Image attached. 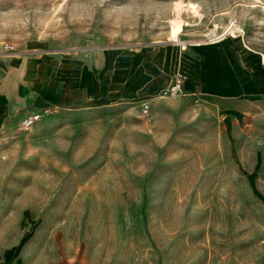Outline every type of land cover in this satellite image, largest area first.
<instances>
[{"label":"rangeland","instance_id":"1","mask_svg":"<svg viewBox=\"0 0 264 264\" xmlns=\"http://www.w3.org/2000/svg\"><path fill=\"white\" fill-rule=\"evenodd\" d=\"M234 21L221 43L264 74V0H0V54L62 93L110 82L119 59L217 47L191 41ZM171 84L146 101L73 86L0 133V264H264V97L217 105Z\"/></svg>","mask_w":264,"mask_h":264},{"label":"crops","instance_id":"2","mask_svg":"<svg viewBox=\"0 0 264 264\" xmlns=\"http://www.w3.org/2000/svg\"><path fill=\"white\" fill-rule=\"evenodd\" d=\"M231 42L234 41L200 49L169 45L155 57L119 59L114 70L107 73L113 77L110 82L104 80L97 85L85 76L66 79L60 81L62 93L42 88L35 63L27 57L0 54V133L24 123L41 105L70 103L68 95L73 86L81 88L83 99L91 96L146 101L154 96L162 97L163 89L179 73L185 75V96L200 94L217 105L245 108L249 98L264 97V74L259 61L245 58V51Z\"/></svg>","mask_w":264,"mask_h":264},{"label":"built area","instance_id":"3","mask_svg":"<svg viewBox=\"0 0 264 264\" xmlns=\"http://www.w3.org/2000/svg\"><path fill=\"white\" fill-rule=\"evenodd\" d=\"M235 23L236 22L234 21L230 26L227 27V31H223V32H221L219 34H215L214 37H216V35H221V34L235 35L233 30L230 31V28ZM169 94L171 96H176V97L177 96H185L186 95L184 74L180 73V74H178L175 77L173 83L169 87Z\"/></svg>","mask_w":264,"mask_h":264},{"label":"bare ground","instance_id":"4","mask_svg":"<svg viewBox=\"0 0 264 264\" xmlns=\"http://www.w3.org/2000/svg\"><path fill=\"white\" fill-rule=\"evenodd\" d=\"M231 30H233L234 31V33L235 32H237V31H240V28H239V25L238 24H234V25H232V29ZM230 30V31H231ZM227 34L224 36V37H222V38H218V39H213V40H211V41H209V42H204V41H191V42H193L194 44V46H201V45H203V44H217V43H221L223 40H225L226 38H227ZM239 40H241V39H239ZM190 44V43H189ZM243 44V43H242ZM238 45V44H237ZM240 46V45H239ZM238 46V47H239ZM242 47V46H241ZM243 48V47H242ZM244 50H245V48H244ZM247 53V52H246Z\"/></svg>","mask_w":264,"mask_h":264}]
</instances>
